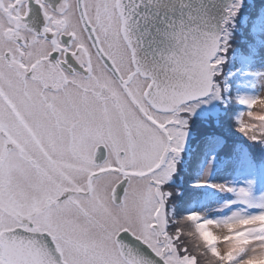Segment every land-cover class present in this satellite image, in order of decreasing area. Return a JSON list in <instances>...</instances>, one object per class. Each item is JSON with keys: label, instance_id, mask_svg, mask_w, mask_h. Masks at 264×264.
<instances>
[{"label": "snow or ice", "instance_id": "1", "mask_svg": "<svg viewBox=\"0 0 264 264\" xmlns=\"http://www.w3.org/2000/svg\"><path fill=\"white\" fill-rule=\"evenodd\" d=\"M243 4L0 0V264H264V195L210 185L245 208L176 218L162 187L229 92ZM249 87L236 130L264 144V70Z\"/></svg>", "mask_w": 264, "mask_h": 264}, {"label": "rangeland", "instance_id": "2", "mask_svg": "<svg viewBox=\"0 0 264 264\" xmlns=\"http://www.w3.org/2000/svg\"><path fill=\"white\" fill-rule=\"evenodd\" d=\"M259 33L261 34V45L256 53H254L251 57L243 58V64H241V86L245 92V94H249L255 90L249 87V83L252 79V74L257 71L264 70V16L261 23L258 24ZM259 95L264 96V91H261ZM217 99L212 97H207L199 102H197V107L195 108L193 115L203 116V117H214V126L213 128L209 127L208 129L205 126H200V123L195 118H189L188 129H187V137L185 140V144L183 149H185V157L186 163L188 162V158L192 155L193 146L188 145L191 143L195 135H202L205 133L208 135L207 138L212 140L209 142V148L207 147V160L203 168L200 170L199 168V178L201 181L206 182L208 185H226L232 188L239 187H250L253 196L260 197L264 195V192L259 196L255 195L253 192L256 176H255V156L260 152V150L264 151V144L262 147H258V145L254 144V141H251L247 137H245L241 133H237L236 129H232L234 132L229 131L228 128H223V124L220 126V130L217 129V125L219 123L220 116L225 118L228 116V109L231 108L234 104V100L231 98H227L226 96L223 98L222 103L226 102V109L221 112V106L217 104ZM244 111V110H243ZM254 111L261 112L264 109H261L259 106L254 108ZM244 119L247 121V116L245 112ZM228 119L222 120L226 121ZM229 122V121H228ZM243 135V137H239L237 135ZM238 137L240 139L236 147L238 148V155L233 160H227L226 163L221 164L219 167H216L218 170L214 173L212 169L215 167L216 163H219V157L223 154L229 152V144L231 143L232 138ZM200 146H195V157L197 156L198 151L200 150ZM180 155V154H179ZM179 158V157H178ZM177 157L175 158V171H177ZM188 166L186 167L187 171ZM191 166L188 168L190 170ZM173 177L169 178L168 182H171ZM174 181L171 182V185ZM167 183V182H166ZM175 184H178L175 182ZM221 190V189H220ZM222 194L217 197L214 202H209L204 208L198 210L195 209L196 212H200L203 215V218H223L227 215H230L232 212L245 208L244 205L240 204L236 201V197L234 192H228L221 190ZM167 192L172 194V190L168 189ZM186 196H187V188H186ZM179 199L176 196L170 195L168 198L169 207L175 216V212H177ZM231 202V203H229ZM225 204H229L231 208L227 211H223V206ZM248 213H253L255 211H251V209H245ZM257 211V209H256ZM192 223V222H190ZM189 221L187 222L188 229L193 231ZM185 232V231H184ZM186 233V232H185ZM185 240L187 236L185 235Z\"/></svg>", "mask_w": 264, "mask_h": 264}, {"label": "trees", "instance_id": "3", "mask_svg": "<svg viewBox=\"0 0 264 264\" xmlns=\"http://www.w3.org/2000/svg\"><path fill=\"white\" fill-rule=\"evenodd\" d=\"M247 1H246V3H245V5L242 7V9H241V12L239 13V15H242L244 12H246L247 11ZM233 31H235V29L233 30ZM230 45H231V49L229 48V50L230 51H233V50H237L238 49V47H239V45H240V42L238 41V42H232V40H230ZM232 99V98H231ZM222 107V106H221ZM223 108V107H222ZM230 114V113H229ZM229 114H228V116L227 117H229ZM227 117H225V118H223V119H221V116H220V121H219V123H218V126L220 127L222 124H223V128L225 129V127L226 128H228L229 129V131H231V132H234L232 129H236V124H234L233 123V119H232V115L229 117V119L227 118ZM225 119H228V120H226V121H222V120H225ZM204 121V120H203ZM203 121H201V120H199V123H200V126H210V125H212V126H214V117H212V116H210V118L208 119V122H203ZM229 121V122H228ZM237 133H239L238 131H237ZM237 136H239V137H243V135H237Z\"/></svg>", "mask_w": 264, "mask_h": 264}, {"label": "flooded vegetation", "instance_id": "4", "mask_svg": "<svg viewBox=\"0 0 264 264\" xmlns=\"http://www.w3.org/2000/svg\"><path fill=\"white\" fill-rule=\"evenodd\" d=\"M38 11V10H37Z\"/></svg>", "mask_w": 264, "mask_h": 264}]
</instances>
